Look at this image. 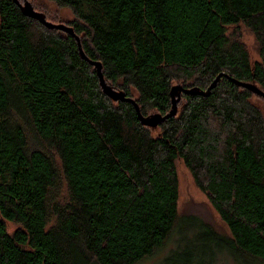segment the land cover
<instances>
[{"label": "trees", "instance_id": "16d2710c", "mask_svg": "<svg viewBox=\"0 0 264 264\" xmlns=\"http://www.w3.org/2000/svg\"><path fill=\"white\" fill-rule=\"evenodd\" d=\"M49 1L71 11L86 59L73 35L0 0V264H136L182 222L264 263V98L234 82L264 91V0ZM239 24L259 60L227 36ZM89 61L142 116L170 110L171 86L220 77L150 128L102 91ZM177 159L229 240L178 222ZM206 251L181 263L205 264Z\"/></svg>", "mask_w": 264, "mask_h": 264}, {"label": "rangeland", "instance_id": "374dc122", "mask_svg": "<svg viewBox=\"0 0 264 264\" xmlns=\"http://www.w3.org/2000/svg\"><path fill=\"white\" fill-rule=\"evenodd\" d=\"M27 1L39 11L44 12L48 18L47 20L54 24L68 23L74 19L68 8L58 7L49 0ZM236 30L240 36H235V27H227V36L238 38L244 44L251 63L259 60L257 44L253 33L243 24H239ZM233 34L234 36H232ZM53 156L57 167H59L56 156L54 154ZM175 166L178 178V222L187 221V218H195L196 223L210 226L221 238L229 240L230 234L228 228L213 209L206 195L195 186L188 169L180 159L175 161ZM58 183V188L54 193L52 191V195L64 199L66 195L65 184L63 181H59ZM6 226L9 232L15 228L13 223L6 222ZM211 234L205 226L195 223H179L173 227L159 249L155 250L151 255L144 257L136 264H182L183 260L181 258L197 250V248L207 250L205 264H264L259 259L250 257L244 253L233 254V251L225 249L218 239L212 238ZM203 244L206 246H203ZM198 260L195 259V262L197 263Z\"/></svg>", "mask_w": 264, "mask_h": 264}, {"label": "water", "instance_id": "95a60500", "mask_svg": "<svg viewBox=\"0 0 264 264\" xmlns=\"http://www.w3.org/2000/svg\"><path fill=\"white\" fill-rule=\"evenodd\" d=\"M14 1L18 4V6L20 7V9L24 15L38 20L45 27H47L49 29H57V30L64 31L70 35H73L77 41L78 49H79V53H80L81 57L86 59V57L84 56V54L80 48L79 39L77 36L74 35L71 27L67 26L65 23L54 24L52 22H49L48 20H46L45 15L43 13L35 11L33 6L31 5V3L27 0H22V2H19L18 0H14ZM89 63L91 65H93L96 69V73H97V76L99 78V84H100L102 91L112 101H127V102H130L131 104H133L135 111H136V114H137L138 119L141 122V124L144 126L150 127V128L157 127V125L162 123L164 120H166L169 117H172L176 114L177 103L180 100V94L181 93L207 95L210 92L211 88L216 84V81L218 80V78L220 77V75H218L206 90H200L198 88L184 89L180 85H173V86H171V89L169 92L170 98H171L170 110L164 115H161L160 113H151L147 116H142L141 113L139 112V108H138V106L135 103L133 98L126 97L125 93H123L120 90L114 89L110 85L105 83L103 76H102V73H101V65L95 61H89ZM234 82L237 85L244 87V88H247V89L251 90L253 93L264 98V91L261 90L259 87H257L255 84L250 83V82H239L236 80H234Z\"/></svg>", "mask_w": 264, "mask_h": 264}]
</instances>
